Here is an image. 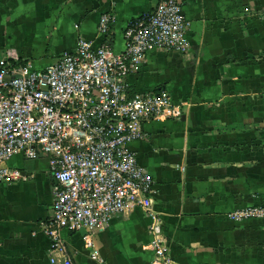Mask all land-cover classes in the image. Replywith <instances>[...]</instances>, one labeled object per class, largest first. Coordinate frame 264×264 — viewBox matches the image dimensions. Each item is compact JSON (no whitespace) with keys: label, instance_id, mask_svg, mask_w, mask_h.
Wrapping results in <instances>:
<instances>
[{"label":"crops","instance_id":"1","mask_svg":"<svg viewBox=\"0 0 264 264\" xmlns=\"http://www.w3.org/2000/svg\"><path fill=\"white\" fill-rule=\"evenodd\" d=\"M155 0H0V58L43 70L79 38L124 48V32ZM186 53L154 49L126 82L135 93L166 92L179 119L143 122L148 135L128 145L153 177L150 212L133 207L86 241L62 231L72 264H150V228L160 219L176 264H264V219L229 213L264 206V0H183ZM115 19L99 33L101 17ZM27 178L0 183V264H52L42 223L52 216L48 159L16 155ZM96 256L97 259L93 257ZM61 258L59 257V262Z\"/></svg>","mask_w":264,"mask_h":264},{"label":"built area","instance_id":"2","mask_svg":"<svg viewBox=\"0 0 264 264\" xmlns=\"http://www.w3.org/2000/svg\"><path fill=\"white\" fill-rule=\"evenodd\" d=\"M155 3L125 29L122 52L79 38L43 70L19 63L14 50L0 58V183L27 180L7 165L16 155L48 159L58 187L52 216L41 226L52 264H72L62 231L86 229V245L93 248V233L106 230L113 218L133 207L151 211L154 179L128 145L148 139L143 122L179 119L182 110L166 92L129 97L126 79L154 49L186 53L190 46L183 0ZM114 19L101 17V35L109 34ZM229 218L264 219V206L235 210ZM150 234V264H176L158 217Z\"/></svg>","mask_w":264,"mask_h":264}]
</instances>
